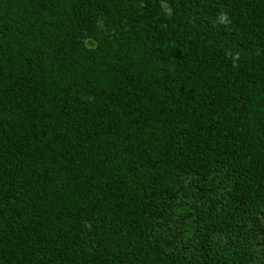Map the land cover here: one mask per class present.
<instances>
[{
  "label": "trees",
  "instance_id": "1",
  "mask_svg": "<svg viewBox=\"0 0 264 264\" xmlns=\"http://www.w3.org/2000/svg\"><path fill=\"white\" fill-rule=\"evenodd\" d=\"M0 264H264V0H0Z\"/></svg>",
  "mask_w": 264,
  "mask_h": 264
},
{
  "label": "clouds",
  "instance_id": "2",
  "mask_svg": "<svg viewBox=\"0 0 264 264\" xmlns=\"http://www.w3.org/2000/svg\"><path fill=\"white\" fill-rule=\"evenodd\" d=\"M220 21L222 22V23H224V22H226V18H225V16L222 14L221 16H220Z\"/></svg>",
  "mask_w": 264,
  "mask_h": 264
}]
</instances>
